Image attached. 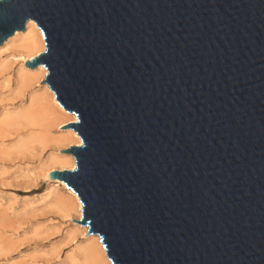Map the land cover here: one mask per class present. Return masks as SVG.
Instances as JSON below:
<instances>
[{
	"label": "water",
	"instance_id": "water-1",
	"mask_svg": "<svg viewBox=\"0 0 264 264\" xmlns=\"http://www.w3.org/2000/svg\"><path fill=\"white\" fill-rule=\"evenodd\" d=\"M28 19L111 264H264V0H0V45Z\"/></svg>",
	"mask_w": 264,
	"mask_h": 264
},
{
	"label": "rangeland",
	"instance_id": "rangeland-1",
	"mask_svg": "<svg viewBox=\"0 0 264 264\" xmlns=\"http://www.w3.org/2000/svg\"><path fill=\"white\" fill-rule=\"evenodd\" d=\"M16 53L10 45L1 49L0 65L13 63ZM11 66L7 71L0 68V121L22 102L13 78L18 64ZM25 99L22 103L28 102ZM4 134L0 127V264H67L71 255L79 256L84 237L53 205V197L62 189L58 191L43 175L44 161L57 147L45 149L42 160L37 156L39 149L36 156L17 151V137ZM71 217L78 219L75 213Z\"/></svg>",
	"mask_w": 264,
	"mask_h": 264
},
{
	"label": "bare ground",
	"instance_id": "bare-ground-1",
	"mask_svg": "<svg viewBox=\"0 0 264 264\" xmlns=\"http://www.w3.org/2000/svg\"><path fill=\"white\" fill-rule=\"evenodd\" d=\"M8 45L14 47L17 51L16 54L12 55L14 62L10 65L1 64L0 68L7 71L12 64L17 62V71L13 77L19 90L17 94L22 102L27 96L28 102H21V105L13 109L0 121V127L5 129L4 136L15 135L17 137L15 144L17 151L36 156V150L39 149L37 156L42 160L44 158L41 154L45 149H55L57 147V150H53V153L44 161L46 169L43 175L46 180L53 182V186L57 190L62 189V191L58 190L59 192L53 197V205L79 227V233L84 237L79 246V256L71 255L70 262H67V264H111L98 235L87 234V226L80 225L71 219L74 213L76 218L81 216L82 205L79 197L66 187L62 181L51 179L48 175V172L56 169L57 166L60 169H72L75 166L73 156L59 151V149H64L72 144L79 145L81 139L73 129L62 130V127H60L68 122L75 121L76 117L73 113L67 112L56 101L53 91L46 83L40 82L47 74V69L41 64L34 68L24 64L26 59H32L45 48L42 33L35 21L28 19L25 28L16 30L9 36L0 45V50ZM11 80L9 77V81ZM54 129L59 131L55 132ZM51 193L52 191L47 193L46 196Z\"/></svg>",
	"mask_w": 264,
	"mask_h": 264
}]
</instances>
